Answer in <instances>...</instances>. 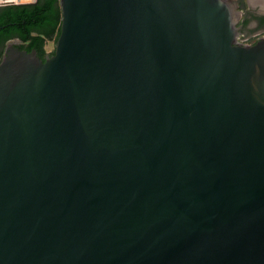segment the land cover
I'll return each instance as SVG.
<instances>
[{"label": "water", "instance_id": "1", "mask_svg": "<svg viewBox=\"0 0 264 264\" xmlns=\"http://www.w3.org/2000/svg\"><path fill=\"white\" fill-rule=\"evenodd\" d=\"M58 2L0 60V264H264V41L227 0Z\"/></svg>", "mask_w": 264, "mask_h": 264}, {"label": "trees", "instance_id": "2", "mask_svg": "<svg viewBox=\"0 0 264 264\" xmlns=\"http://www.w3.org/2000/svg\"><path fill=\"white\" fill-rule=\"evenodd\" d=\"M61 9L58 0L0 5V60L6 44L18 40L16 46L35 50L42 60L54 53L47 51V41L56 42L60 32Z\"/></svg>", "mask_w": 264, "mask_h": 264}, {"label": "flooded vegetation", "instance_id": "3", "mask_svg": "<svg viewBox=\"0 0 264 264\" xmlns=\"http://www.w3.org/2000/svg\"><path fill=\"white\" fill-rule=\"evenodd\" d=\"M227 2L232 9L236 43L253 45L264 41V5L251 0H227Z\"/></svg>", "mask_w": 264, "mask_h": 264}, {"label": "rangeland", "instance_id": "4", "mask_svg": "<svg viewBox=\"0 0 264 264\" xmlns=\"http://www.w3.org/2000/svg\"><path fill=\"white\" fill-rule=\"evenodd\" d=\"M10 43H12V42H10ZM54 47H55V42L54 41H52V40L47 41V43L45 45V48H46L47 51L53 50Z\"/></svg>", "mask_w": 264, "mask_h": 264}, {"label": "bare ground", "instance_id": "5", "mask_svg": "<svg viewBox=\"0 0 264 264\" xmlns=\"http://www.w3.org/2000/svg\"><path fill=\"white\" fill-rule=\"evenodd\" d=\"M251 2H254V3L258 2L262 5H264V0H251Z\"/></svg>", "mask_w": 264, "mask_h": 264}]
</instances>
